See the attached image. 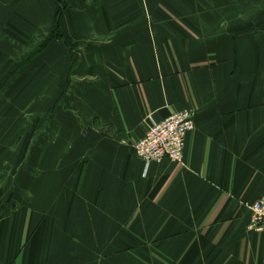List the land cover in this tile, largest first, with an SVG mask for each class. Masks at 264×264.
Here are the masks:
<instances>
[{
    "label": "crops",
    "instance_id": "1",
    "mask_svg": "<svg viewBox=\"0 0 264 264\" xmlns=\"http://www.w3.org/2000/svg\"><path fill=\"white\" fill-rule=\"evenodd\" d=\"M65 1L0 0V264H264V0Z\"/></svg>",
    "mask_w": 264,
    "mask_h": 264
},
{
    "label": "built area",
    "instance_id": "2",
    "mask_svg": "<svg viewBox=\"0 0 264 264\" xmlns=\"http://www.w3.org/2000/svg\"><path fill=\"white\" fill-rule=\"evenodd\" d=\"M196 114L190 110L177 112L161 122L151 120L146 136L134 145L136 156L146 168L169 159L182 164L186 140L195 130ZM252 217L249 229L264 234V197L250 207Z\"/></svg>",
    "mask_w": 264,
    "mask_h": 264
},
{
    "label": "rangeland",
    "instance_id": "3",
    "mask_svg": "<svg viewBox=\"0 0 264 264\" xmlns=\"http://www.w3.org/2000/svg\"><path fill=\"white\" fill-rule=\"evenodd\" d=\"M59 1V12H58V16L60 17V18H62V17H64V13H65V11L67 10V4H66V1L65 0H58ZM221 3V2H220ZM238 3L240 4H237L236 6V18L237 17H241V13H242V8H241V2H239L238 1ZM238 11V12H237ZM192 12V11H191ZM187 13H189L188 12V9H187ZM194 13V12H193ZM206 13H212V12H210V11H208V12H206ZM213 14H220V17L221 16H224V14H225V12H223L222 10H220L219 9V11L218 12H213ZM196 15V14H195ZM198 15V14H197ZM15 106H18V103H13ZM29 104H27V106H28ZM31 107H29L28 109H27V114H26V116H25V118L24 119H22V121H24L25 123H26V126L27 127H29V126H32L31 128L33 129V125H34V122H35V117H34V115L33 114H31Z\"/></svg>",
    "mask_w": 264,
    "mask_h": 264
},
{
    "label": "trees",
    "instance_id": "4",
    "mask_svg": "<svg viewBox=\"0 0 264 264\" xmlns=\"http://www.w3.org/2000/svg\"><path fill=\"white\" fill-rule=\"evenodd\" d=\"M58 24H59V22H58Z\"/></svg>",
    "mask_w": 264,
    "mask_h": 264
}]
</instances>
